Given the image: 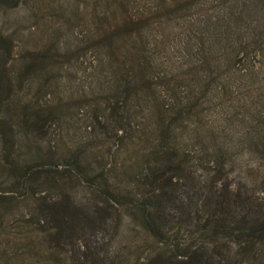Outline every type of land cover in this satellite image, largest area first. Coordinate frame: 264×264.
<instances>
[{"label":"trees","instance_id":"1","mask_svg":"<svg viewBox=\"0 0 264 264\" xmlns=\"http://www.w3.org/2000/svg\"><path fill=\"white\" fill-rule=\"evenodd\" d=\"M138 1L103 0L79 35L74 15L63 16L28 52L0 35V172L9 177L0 221L21 206L35 220L24 233L0 223L4 264H26L23 253L46 255L34 264H116L113 255H91L111 216L117 226L135 220L150 240L132 264H235L226 262L233 257L264 264V172L231 168L233 149L264 162V0ZM20 5L0 0L3 10ZM13 52L22 57L10 65ZM82 58L107 78L93 122L127 154L108 166L93 168L85 144L64 155L53 143L54 124L70 110L58 90L50 106L40 104L46 79L58 88L62 63L76 68ZM76 188L85 204L73 197ZM195 236L226 246L201 256ZM16 241L24 249L9 258Z\"/></svg>","mask_w":264,"mask_h":264},{"label":"rangeland","instance_id":"2","mask_svg":"<svg viewBox=\"0 0 264 264\" xmlns=\"http://www.w3.org/2000/svg\"><path fill=\"white\" fill-rule=\"evenodd\" d=\"M102 1L103 0H20L21 5L18 8L12 10L0 9V35L11 34L13 51L18 46H21L22 51L28 52V50L36 46V44L47 40L45 38L50 28L56 26L58 22H61L63 16L68 15L70 18L74 15V22L71 23L74 31L78 35L84 32L86 27L89 26L86 19L91 18L89 15L90 9L95 7L93 13L98 14L101 10ZM22 2H24V5ZM71 3L73 4L71 5ZM138 3L141 6L144 4V0H140ZM70 8H75L77 14L70 12ZM64 32L65 31L62 33ZM67 33L66 37L69 35V31ZM56 35L57 34H55V36ZM59 35L60 34L57 36ZM52 38L54 37L52 36ZM55 39L57 38L53 40ZM15 53L16 52H13L11 55V60L9 61L10 65L16 64L22 57V53L20 57H17ZM80 62L81 65L78 64L76 68L62 63L61 69L57 71L60 80L58 88L54 85L53 79H46L48 84L41 95L40 104L50 106L58 90L61 96V103H63L64 107H69L70 110L67 115L65 113L67 118L64 119L63 122L58 121L54 124L52 136L53 143L58 146L59 151L64 155H69L71 150L85 144L84 148L94 154L89 160L93 168L96 167V162H99L98 167L102 164L108 166L121 159L123 160L126 158L127 154H125L123 148H120L121 145L113 132L107 131L103 136V132L99 131L96 123L93 122V105L98 103L99 106L102 107L100 102L104 101L103 98L105 95H103L101 88L106 84L107 78L103 72L102 75H104V79L95 77L94 73H92L88 67L90 65L86 59L82 58ZM3 68L6 69L2 67L0 63V72L4 70ZM87 89L90 91L95 90L94 92L96 94L78 98L75 95V99H67L72 92H78L79 95L81 90L86 91ZM244 90L248 92L249 89L244 88ZM251 90L250 88L249 91L251 92ZM30 93L31 92L26 89L21 95L23 98H26ZM97 131L99 132L98 136H95ZM235 131H237V129H235ZM188 146L195 147L196 144L193 143V140H190ZM128 148H131V146H128ZM231 152L233 153L232 156H234L232 159L238 160L237 164L231 167L233 171L238 168H243V170H245V166L248 164L249 171L252 172L254 174L253 176L256 178H259L258 176L264 172V162L260 165L257 160L245 153L247 151L242 150V153H244L242 156L237 153L234 154V152H236L235 149L231 150ZM8 181V175L5 176V174L0 172V190H8ZM74 191L73 197L76 201L80 204H85L84 201H87L86 193L80 188H76ZM86 209V207H83L81 210L86 212ZM7 211L10 214L9 220L6 221L7 218L3 217V221H0V223L4 224L3 226H6L5 229L17 233H24L23 229L26 228L25 231H27L29 225H31L30 227L35 226V220L31 219L33 217L30 215V209L21 206L17 211L12 207ZM121 213L124 215V212L121 211ZM109 219L111 220L104 228L103 233L101 231L97 233L96 238H98V240L95 242L96 244L93 245L91 255L96 254L97 251L106 256L113 255L116 258V264L118 260L116 256L119 258H128V260L125 259L121 262L123 264H132V261L142 258L149 248L150 240L138 227L137 222L132 219L127 221L125 218H122V221L117 226L114 216H111ZM4 236L3 230L0 229V248L5 247L4 241L6 239ZM86 236H89L90 240L93 239V236H90L89 233L86 234ZM193 241L194 247L198 249L197 254L201 256L206 255L207 257L216 254V250L224 249L226 246V242L222 241L218 243L215 248H212L211 245L207 244V241H203L201 238H197V236H195ZM180 242L185 244V237H183V234ZM23 243L25 242L16 241L15 244L9 248V258L14 252H22V249H24ZM202 248H206V250H202ZM230 248L234 251L236 246L230 245ZM1 252L3 251L0 250V264H4L5 259ZM45 258L46 255L40 253L38 256H33L30 253H23V259L26 261V264H34L33 262H35L36 259L42 260ZM217 258L218 256H213L214 263L218 262ZM7 261L11 262V259ZM238 261V257H233L226 262L236 264ZM218 264H223V262H219ZM243 264H255V262L249 259Z\"/></svg>","mask_w":264,"mask_h":264}]
</instances>
